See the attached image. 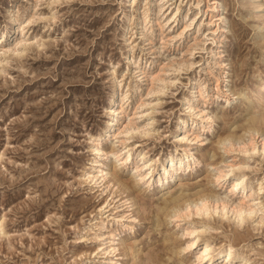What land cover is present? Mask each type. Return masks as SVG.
<instances>
[{
  "label": "rangeland",
  "instance_id": "rangeland-1",
  "mask_svg": "<svg viewBox=\"0 0 264 264\" xmlns=\"http://www.w3.org/2000/svg\"><path fill=\"white\" fill-rule=\"evenodd\" d=\"M39 2L38 9L37 0H0V31L16 26L7 37L12 45L37 37L45 44L22 48L21 57L0 56L7 60L0 65V264H197L199 248L181 251L192 239L184 233L196 228L186 221L178 227L164 213L174 198L182 204L199 192L221 194L211 168L235 167L245 162L242 151H251L244 133L259 123L264 102V0ZM33 16L50 19L29 25ZM112 93L122 112L105 132ZM217 112L216 139L212 129L194 131L208 123L202 113ZM144 113L152 122L147 137L136 132L149 123ZM126 124L129 137L108 136ZM197 135L207 148L181 139ZM221 135L231 136L224 150L216 146ZM123 146L133 167L142 168L141 155L152 161L143 190L130 170L116 174L127 187L110 177L107 157L126 155ZM249 169L252 193L264 171L255 160ZM171 170L176 178L160 185ZM191 224L213 227L194 214ZM204 242L212 245L209 256L229 244L233 264H264L259 217L243 231L224 222L222 233L200 234L199 247Z\"/></svg>",
  "mask_w": 264,
  "mask_h": 264
},
{
  "label": "snow or ice",
  "instance_id": "snow-or-ice-1",
  "mask_svg": "<svg viewBox=\"0 0 264 264\" xmlns=\"http://www.w3.org/2000/svg\"><path fill=\"white\" fill-rule=\"evenodd\" d=\"M133 2H135V0H133ZM58 4L59 0H50V2L47 4V7L52 8ZM42 6L43 5H41L39 0H37L36 7L39 9ZM48 19L50 18L45 16H33L32 19H29L27 21V23L29 25H38L39 22ZM51 20L55 22V16L51 17ZM4 43L9 44L10 47L0 48V56L9 55L21 57L26 54L25 51H21L22 48L35 47L43 49L45 47L44 42L39 37H37L36 39H29L27 41H25L24 39H20L14 45H12L10 39L4 38ZM6 63L7 60L0 61V65ZM0 72H3L2 66H0ZM170 84L177 89L180 87L179 81L175 79L171 80ZM201 92L203 93V89H201ZM150 95H152V93H150ZM186 111L192 112L193 109L186 108ZM143 115L149 120V123L144 125V129H136V132L147 137L151 135L150 129L152 127V122L150 116L147 113H144ZM201 116L203 119L207 120L208 123L207 125L198 126L197 128H194V131H202L204 133H207L209 129H212V138L216 139V129L218 128L219 122L222 118L220 113L217 112L215 115H211L209 113H202ZM257 121L259 123L253 122L249 126V130L244 133V137L248 139V144L251 145V151H242V155L245 158V162L239 163L237 161L235 167L229 166L226 170L219 169L216 166H213L210 170L212 173V188L217 193L221 194L213 195L210 191L199 192L195 196H193L191 200L188 201L187 207L185 208L183 214L176 213L168 217L169 222H179L178 227H184V222L186 221L190 226L196 228V231L184 233L185 237L192 238V242L181 251L188 252L189 250H197L199 248L197 240L199 239L200 234L206 231L211 232L214 229L218 233H222L224 222H227L230 228H235L243 231L244 228L247 227L248 222L259 217L261 233L262 236H264V180L260 182L259 187H255V185H253L255 191L249 194V176L244 175L245 171H248L249 174H251L249 164L252 163L254 160L260 164V171H264V147H259L261 141L264 140V102L261 103L260 111L257 113ZM231 126L232 124L230 123L226 127L225 132H228L231 129ZM116 135L117 137L121 135L124 137H129L131 133L127 131H122L118 132ZM181 139H187V142L189 144H204L205 148L208 147L209 143L204 141L202 135H197L194 138L181 137ZM230 140V135H221L217 139L216 146L221 150H224L225 146L229 144ZM124 143H128V141L125 140ZM244 147L246 149L247 145H245ZM138 150L139 149H137V151ZM124 151L127 152L128 150L125 149ZM107 159L109 160L108 169L110 177L112 176L113 171H115V174L117 175L128 177V173L130 170L131 179L134 180L137 187L143 190V188L145 187V176L143 173L149 170V164L144 163V160L146 159L145 156H139V159L137 161V163L142 165V168L132 166L133 159L130 154L125 157L117 153L116 156L113 157L112 154L109 153ZM113 159L115 160L114 170L112 167ZM257 175H259V173H257ZM229 184H231V187L228 186ZM242 189L244 191V201L251 200L252 204L255 205V207L250 208L247 212H245L243 209H235L234 205L232 204L233 199L236 196L240 195ZM213 201L215 202V207H213ZM244 201H241V203H243ZM230 208H232L233 210L229 211ZM193 209H195L194 215L196 218L203 220V218L209 217L210 222L213 223V227H207L206 225H192L191 221L193 220ZM216 222H219L218 226ZM2 232L3 226L2 222H0V233ZM261 247L262 249H264V244H262ZM232 251L233 249L229 247V256L231 255ZM209 253L210 249L205 246L203 248V251L197 257V264H217V261L215 259H210ZM221 259H223V256H221ZM228 264H232V262L229 260ZM241 264H250V262L244 260L241 261Z\"/></svg>",
  "mask_w": 264,
  "mask_h": 264
},
{
  "label": "bare ground",
  "instance_id": "bare-ground-1",
  "mask_svg": "<svg viewBox=\"0 0 264 264\" xmlns=\"http://www.w3.org/2000/svg\"><path fill=\"white\" fill-rule=\"evenodd\" d=\"M177 10V9H176ZM172 12V11H171ZM176 13L174 12L171 16H169V18L171 19L172 17H174V15H175ZM174 18H172V20H173ZM16 26L15 25H11V27H10V29H8V30H6V31H0V44L2 43V42H4V38H7L11 33H14L15 32V30H16V28H15ZM23 30H21L20 32H22ZM17 41H15V43H16ZM126 44V43H125ZM155 77H149V79L150 80H152V79H154ZM137 87V86H136ZM264 88V87H263ZM111 92V91H110ZM111 96H112V98L111 99H113V101L112 102H110V103H108V107H109V111H110V116H109V120H110V122L109 123H105V126H104V129H103V131H105V132H107V131H110V129H112L115 125H116V123H118L119 122V118H117L116 117V114L117 113H121L122 112V101L120 102V101H118V99H117V97L118 96H116V94L115 93H112L111 94ZM109 100H110V97H109ZM139 104H141V102H139ZM115 106V108H112V109H110V107H112V106ZM116 107L117 108H119L120 110H118V112H114V110L116 109ZM136 108H138V105L136 106ZM135 112V111H134ZM109 114V113H108ZM108 122V121H107ZM179 128H180V126L179 125H176V130H179ZM128 126H127V124L126 125H124L123 126V128L122 129H117V131H114V130H112L111 132H108L109 134H108V136H110V137H112V138H115V137H117V133L118 132H122V131H127L128 132ZM178 136V135H177ZM230 146V145H229ZM231 148H232V146H230ZM229 147V148H230ZM237 148H242V145H238V146H236ZM111 149H113V148H111ZM125 149H127L128 151L127 152H125L124 151V154L125 153H127L126 155H124L125 157H127L128 155H129V148H127L126 146L124 147H122V150H125ZM106 154H107V152H105ZM189 154H191V150H189ZM171 161H173V156H169L168 158H166L165 159V161L161 164V167L159 168L160 170L162 169H166V166L171 162ZM146 162H149V164L151 165V162H150V160H147ZM102 165H105V163H103ZM149 165V166H150ZM186 165V164H185ZM218 165V164H217ZM216 165V166H217ZM114 167V166H113ZM175 168H177V166H175V167H172L171 169L173 170V171H175L176 169ZM171 170V172H167V171H165V172H167V174L168 175H165V176H163L162 178H160V185H162L163 183H162V179L163 180H168V182L170 181V180H174L176 177H175V173H173V171ZM97 172H99L100 173V175L99 176H97L96 177V180L97 179H101L97 184L99 185V183L102 181V179H103V176H104V174H106L107 173V171H105V168H100V169H97L96 170ZM151 175V174H150ZM112 178L113 179H115V181L116 182H118V183H120V184H122L124 187H127V185L124 183V182H122L118 177H117V175L115 174V173H113L112 174ZM97 182V181H96ZM167 182V183H168ZM234 182V181H233ZM127 183V182H126ZM229 187H231V184H229L228 185ZM162 190V189H161ZM160 190V191H161ZM249 194H251V192H249ZM188 201L189 200H185V201H183V203L181 204V203H179L178 202V198H174L173 200H172V202L170 203L171 204V206H170V209H168L165 213H164V215L165 216H168V217H170L171 215H173V214H176V213H181V214H183L184 213V210H185V208L187 207V204H188ZM241 201H244V191H243V189L241 190V192H240V196H239V201L238 202H236V203H233V205H234V207H235V209H243L245 212H247L250 208H252V205H251V203H246L245 201L243 202V203H241ZM233 202V201H232ZM193 203H194V201H193ZM213 205L215 206V202L213 201ZM230 210H233L232 208H230ZM194 211H195V209H193V214H194ZM192 231H195L194 229H188L187 230V232H192ZM192 242V239H188L185 243H184V248H186L187 247V245L188 244H190ZM205 246H207L209 249H210V252H211V250H212V245H211V243H208V242H204V243H202L201 245H200V247H199V249H198V251H197V254H196V259H197V257L200 255V253L203 251V248L205 247ZM229 247H231L229 244H228V246L227 247H224V248H222V249H220L219 251H216V252H214V253H212V255L211 256H209L210 257V259H212V258H215L216 260H219V261H221V263L222 264H228V262H229V260L232 258V253H231V255L229 256V253H228V248ZM221 256H223V259H221ZM234 257V256H233ZM233 264V263H232Z\"/></svg>",
  "mask_w": 264,
  "mask_h": 264
}]
</instances>
